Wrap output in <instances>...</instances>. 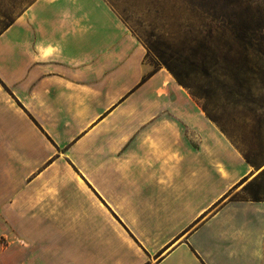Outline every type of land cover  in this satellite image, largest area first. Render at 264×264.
Segmentation results:
<instances>
[{
  "label": "crops",
  "instance_id": "obj_1",
  "mask_svg": "<svg viewBox=\"0 0 264 264\" xmlns=\"http://www.w3.org/2000/svg\"><path fill=\"white\" fill-rule=\"evenodd\" d=\"M146 53L107 0L0 31V264H264L251 169Z\"/></svg>",
  "mask_w": 264,
  "mask_h": 264
},
{
  "label": "rangeland",
  "instance_id": "obj_2",
  "mask_svg": "<svg viewBox=\"0 0 264 264\" xmlns=\"http://www.w3.org/2000/svg\"><path fill=\"white\" fill-rule=\"evenodd\" d=\"M33 1L0 0V31ZM107 1L251 169L223 199H264V0Z\"/></svg>",
  "mask_w": 264,
  "mask_h": 264
},
{
  "label": "trees",
  "instance_id": "obj_3",
  "mask_svg": "<svg viewBox=\"0 0 264 264\" xmlns=\"http://www.w3.org/2000/svg\"><path fill=\"white\" fill-rule=\"evenodd\" d=\"M9 24V23H8ZM7 24V25H8ZM167 67L170 69V71L175 75V77L177 78V80L179 81V83H181L183 86H185L186 88L188 87L184 82H183V80L180 78V76L178 75V74H176L175 72H174V70L169 66V65H167ZM253 200H262L261 198H259V197H254L253 198Z\"/></svg>",
  "mask_w": 264,
  "mask_h": 264
}]
</instances>
